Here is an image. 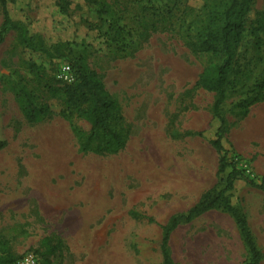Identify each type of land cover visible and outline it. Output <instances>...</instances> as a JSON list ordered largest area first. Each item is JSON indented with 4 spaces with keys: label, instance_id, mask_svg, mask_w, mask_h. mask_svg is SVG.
<instances>
[{
    "label": "rangeland",
    "instance_id": "rangeland-1",
    "mask_svg": "<svg viewBox=\"0 0 264 264\" xmlns=\"http://www.w3.org/2000/svg\"><path fill=\"white\" fill-rule=\"evenodd\" d=\"M211 2H9L12 21L50 53L24 46L14 29L0 42V238L17 264L27 254L35 264H163V226L222 185L229 168L219 171L212 144L214 94L195 85L208 55L194 54L186 43ZM263 10L264 0H252L248 21ZM2 19L0 8V25ZM255 41L248 32L240 42L242 74L221 108L228 157L257 184L264 178V99L245 117L235 107L262 93L256 85L264 77V44ZM80 61L119 104L129 137L117 153L80 152L62 105L48 91L62 85L56 67ZM17 85L51 113L26 121ZM71 121L89 129L75 115ZM233 184L230 201L264 254V192L244 179ZM45 238L56 247L52 253ZM168 247L174 264H247L249 257L234 218L221 208L181 223Z\"/></svg>",
    "mask_w": 264,
    "mask_h": 264
},
{
    "label": "trees",
    "instance_id": "trees-1",
    "mask_svg": "<svg viewBox=\"0 0 264 264\" xmlns=\"http://www.w3.org/2000/svg\"><path fill=\"white\" fill-rule=\"evenodd\" d=\"M11 1L0 0L3 15L0 25V42L4 40L9 29H14L17 38L24 46L50 55L45 47L37 46L34 43L22 25L12 21L8 11V4ZM251 3L252 0H212L211 3L205 4L206 11L203 19L194 22V35H188L186 40L191 52L208 55L195 85L214 94L211 111L213 117L218 121V127L215 130L212 144L219 153V171L223 172L227 168L229 171L219 188L214 186L206 190L194 206L185 213L173 215L163 226L160 243L163 264H174L168 247L171 233L181 223L189 222L215 208H221L234 218L239 236L248 251L247 264H260L264 257L256 243L255 236L252 235L245 215L230 201L235 180L244 179L248 184L264 192V178L256 184L253 179L244 175L236 163L229 159L228 151L222 144L223 134L227 130V122L221 106L229 98L237 84V78L242 74L237 60L239 44L248 32L255 35L256 46L264 44V10L259 19L249 22L247 14ZM68 64L75 77L73 82L48 87V91L62 105L60 115L69 121L79 151L94 154L119 152L125 147L129 133L120 125L123 117L117 100L105 88L98 73L89 68L84 61H80L76 66L74 63ZM261 80V83H258L256 87L262 93L258 92L235 104L240 117H245L252 105L264 99V77ZM12 88L23 116L29 123L39 122L51 113V107L48 104L35 103L33 94L26 85H17ZM73 115L86 121L89 124V129L83 130L72 123ZM133 214L135 215V213ZM44 244L49 253H52L56 248L55 245L50 244L48 238L44 239ZM0 264H17L16 259L9 251L7 241L2 238H0ZM43 264L53 263L49 259H45Z\"/></svg>",
    "mask_w": 264,
    "mask_h": 264
},
{
    "label": "built area",
    "instance_id": "built-area-1",
    "mask_svg": "<svg viewBox=\"0 0 264 264\" xmlns=\"http://www.w3.org/2000/svg\"><path fill=\"white\" fill-rule=\"evenodd\" d=\"M55 78L63 84H70L75 79L71 67L68 63H62L55 71ZM19 264H35V258L27 254L20 260Z\"/></svg>",
    "mask_w": 264,
    "mask_h": 264
},
{
    "label": "bare ground",
    "instance_id": "bare-ground-1",
    "mask_svg": "<svg viewBox=\"0 0 264 264\" xmlns=\"http://www.w3.org/2000/svg\"><path fill=\"white\" fill-rule=\"evenodd\" d=\"M257 121V120H256ZM252 126H254V125H252ZM138 172V171H137ZM135 176V175H134ZM136 178V177H135Z\"/></svg>",
    "mask_w": 264,
    "mask_h": 264
}]
</instances>
